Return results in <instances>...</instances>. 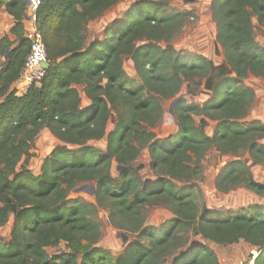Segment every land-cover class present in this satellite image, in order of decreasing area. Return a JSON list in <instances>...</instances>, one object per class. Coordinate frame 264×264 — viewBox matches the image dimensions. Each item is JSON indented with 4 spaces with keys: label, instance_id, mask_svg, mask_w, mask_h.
Returning a JSON list of instances; mask_svg holds the SVG:
<instances>
[{
    "label": "trees",
    "instance_id": "16d2710c",
    "mask_svg": "<svg viewBox=\"0 0 264 264\" xmlns=\"http://www.w3.org/2000/svg\"><path fill=\"white\" fill-rule=\"evenodd\" d=\"M132 1L123 18L104 29L103 40L88 41L89 22L117 0H39L34 27L48 66L41 80L18 96L12 86L30 50L23 28L27 3L0 0L14 22L9 33L16 38L0 39V226L14 217L9 240L0 241V264H160L176 249L181 252L170 264H218L209 245L183 248L178 235L184 229L215 246L243 242L256 249L253 264H264V206L235 214L200 211L193 192L177 190L170 181L188 178L192 159L200 160L210 148L234 157L244 150L254 163H264V145L258 143L264 139V123L241 122L254 98L239 85L247 74L264 77V47L255 41L251 24L255 17L264 27V0H211L224 57L218 66L152 44L168 41L184 14L166 13L154 0ZM123 57L131 60L137 81L122 72ZM194 78L204 79V89L211 92L201 105L176 97L182 81ZM78 85L84 87L87 107L80 108ZM170 98L177 131L167 140L156 138L145 128L159 122L160 100ZM111 112L118 117L106 134ZM198 116L216 121L212 137L194 125ZM42 129L60 145L33 175L26 167L27 148ZM104 137V150L87 145ZM135 142L148 148L151 168L162 177L158 181H140L144 165L136 161ZM112 160L121 167L116 179L109 172ZM84 183H93L96 199L108 206L117 229L140 237L119 256L94 246L98 229L88 218V206L66 201L68 191ZM236 186L264 196V185L252 179L249 167L231 160L221 168L215 187L225 193ZM160 204L174 218L157 228L142 227V209ZM60 244L63 251L46 253Z\"/></svg>",
    "mask_w": 264,
    "mask_h": 264
},
{
    "label": "rangeland",
    "instance_id": "374dc122",
    "mask_svg": "<svg viewBox=\"0 0 264 264\" xmlns=\"http://www.w3.org/2000/svg\"><path fill=\"white\" fill-rule=\"evenodd\" d=\"M161 3L166 13H183L180 19L181 26L173 31L168 41L152 42L156 47L163 50L170 47L174 53L187 57H200L218 66L224 63L223 52L216 40V25L212 19L210 5L211 0H154ZM133 4L132 0H117L116 4L105 11L100 17L89 22L87 26L88 41H101L104 39V29L114 22L120 20L126 11ZM255 41L264 47V27L259 25L255 17L251 18ZM0 59V64L2 63ZM121 70L124 75L137 81L132 62L129 58L123 57L121 60ZM234 76V75H232ZM240 86L250 89L253 92V102L247 111V115L241 122L247 123L257 120L264 123V77H254L247 74L246 78L239 83ZM80 96V108L89 106L81 85L75 86ZM199 92V93H198ZM211 96V92L204 89V79L194 78L182 81L176 97L182 98L187 104L201 105ZM162 115L159 122L153 128H145V131L152 133L154 137L168 139L177 131L173 117V99L160 100ZM118 113L111 112L106 125V134L112 130L117 121ZM194 125L201 126L206 136L212 137L216 127V121L208 117H193ZM201 120L205 122L202 124ZM264 145V139L258 140ZM60 143L50 134L47 129L38 132L32 142L29 143L27 154L29 155L26 164L27 169L33 174H39V168L44 158ZM87 145L95 149H105V137L100 141L87 142ZM138 148L139 155L137 162H141L144 167L139 171L140 181L150 184L161 179V174L151 168V160L148 148L141 142L133 143ZM70 149L76 147L69 146ZM24 160L22 157L21 162ZM231 160H238L249 167L252 179L264 185V163H254L244 150L238 151L234 157L231 154H222L215 148L208 149L200 160L192 159L189 167L191 171L188 178L172 179L171 183L177 190L184 189L193 192L195 202L199 210L207 208L213 213L221 212L237 213L248 206H264V196H258L243 186H236L228 191L220 192L215 187V180L225 163ZM20 162V163H21ZM19 163V164H20ZM18 164V166H19ZM18 170V167H17ZM121 167L114 161L110 164V175L113 179ZM197 171V174L194 172ZM167 178V177H166ZM68 204L84 203L90 210L89 219L96 225L98 233L96 235L95 247L100 248L111 256H119L123 250L134 242H138L140 237L137 233L131 234L127 230L117 229L109 218L108 206L96 199L93 183H84L75 186L68 191L66 196ZM143 226L159 227L174 218L168 207L160 205L147 206L140 212ZM14 217L10 215L2 226H0V241L7 242L10 238ZM184 243V247L197 245H209L216 253L218 264H244L247 260L254 261L257 257L256 249L239 242L229 246H215L207 243L200 236H196L191 229H184L178 235ZM143 242L146 243L145 240ZM64 250L63 244L45 249L49 256H54ZM181 250H173L168 256L163 257L160 264H170Z\"/></svg>",
    "mask_w": 264,
    "mask_h": 264
},
{
    "label": "built area",
    "instance_id": "2783aa9c",
    "mask_svg": "<svg viewBox=\"0 0 264 264\" xmlns=\"http://www.w3.org/2000/svg\"><path fill=\"white\" fill-rule=\"evenodd\" d=\"M26 3L27 12L34 17L39 0H26ZM25 37L30 41V50L26 56L19 79L31 85L32 83H38L44 76L46 68H43L42 64L47 63L46 51L34 26ZM244 264H253V261L247 260Z\"/></svg>",
    "mask_w": 264,
    "mask_h": 264
},
{
    "label": "crops",
    "instance_id": "0c3cea01",
    "mask_svg": "<svg viewBox=\"0 0 264 264\" xmlns=\"http://www.w3.org/2000/svg\"><path fill=\"white\" fill-rule=\"evenodd\" d=\"M14 26L12 18L6 14L5 8L2 6L0 8V39L7 37L9 42L15 41V36L9 33L10 29ZM34 17H32L28 12L23 20L24 36L33 28ZM29 85L25 83L22 79H18L17 82L12 86L16 90L17 95H23L28 89Z\"/></svg>",
    "mask_w": 264,
    "mask_h": 264
},
{
    "label": "water",
    "instance_id": "95a60500",
    "mask_svg": "<svg viewBox=\"0 0 264 264\" xmlns=\"http://www.w3.org/2000/svg\"><path fill=\"white\" fill-rule=\"evenodd\" d=\"M6 57L8 58V53H7ZM47 66H48L47 63H43V64H42V67H43V68H47ZM173 102H174V101H173Z\"/></svg>",
    "mask_w": 264,
    "mask_h": 264
}]
</instances>
